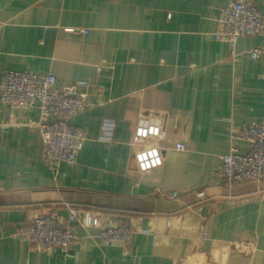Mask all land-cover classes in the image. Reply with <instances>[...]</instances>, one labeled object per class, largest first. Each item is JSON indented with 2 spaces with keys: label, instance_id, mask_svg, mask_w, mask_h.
I'll list each match as a JSON object with an SVG mask.
<instances>
[{
  "label": "crops",
  "instance_id": "crops-1",
  "mask_svg": "<svg viewBox=\"0 0 264 264\" xmlns=\"http://www.w3.org/2000/svg\"><path fill=\"white\" fill-rule=\"evenodd\" d=\"M227 2L0 0V80L52 72L57 88L86 83L91 104L68 119L86 132L75 161L50 166L37 124L57 117L37 107L11 117L0 99V264H179L198 250L209 264H264V179L231 185L217 174L232 145L249 148L233 129L264 122V59L246 55L264 49V30L231 54L216 37ZM70 206L95 219L71 256L19 234ZM118 224L135 233L103 245L100 229Z\"/></svg>",
  "mask_w": 264,
  "mask_h": 264
},
{
  "label": "built area",
  "instance_id": "built-area-1",
  "mask_svg": "<svg viewBox=\"0 0 264 264\" xmlns=\"http://www.w3.org/2000/svg\"><path fill=\"white\" fill-rule=\"evenodd\" d=\"M264 30V12L255 0H228L218 18L216 37L229 44L231 54L236 53L241 38L256 37ZM86 32V31H84ZM251 59H264V49L253 48L247 51ZM57 78L52 73H33L30 71H8L0 80V99L10 108V115L21 108L37 107L42 116H56L51 122H39L37 127L42 138V159L48 165L72 163L83 148L86 132L83 128L71 124L68 119L90 107L85 92L78 87L86 83L57 88ZM248 142L246 153H240L232 145L229 153L222 156L218 168V179L227 184L260 183L264 179V122L256 121L247 126L233 129L231 141ZM179 193H171L173 198ZM198 195L203 197L204 193ZM79 207L70 206L66 217L57 212H48L34 217L27 229L19 232L36 251H60L66 256L72 255L79 227H92L95 219ZM148 233V230H140ZM135 231L127 224L103 226L100 239L103 245L127 242ZM205 224L199 228L197 243L208 241ZM234 247L242 253L252 255L256 249L251 241H237ZM179 264H209L208 258L200 250L184 257Z\"/></svg>",
  "mask_w": 264,
  "mask_h": 264
}]
</instances>
